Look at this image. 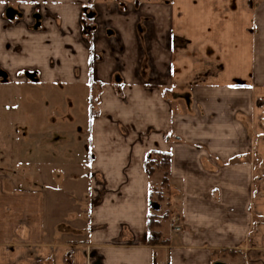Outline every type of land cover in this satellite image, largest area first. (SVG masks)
Returning <instances> with one entry per match:
<instances>
[{
    "label": "crops",
    "instance_id": "0c3cea01",
    "mask_svg": "<svg viewBox=\"0 0 264 264\" xmlns=\"http://www.w3.org/2000/svg\"><path fill=\"white\" fill-rule=\"evenodd\" d=\"M55 84L92 94L88 171L65 193L0 100V264H264V0H0V89Z\"/></svg>",
    "mask_w": 264,
    "mask_h": 264
},
{
    "label": "rangeland",
    "instance_id": "374dc122",
    "mask_svg": "<svg viewBox=\"0 0 264 264\" xmlns=\"http://www.w3.org/2000/svg\"><path fill=\"white\" fill-rule=\"evenodd\" d=\"M92 94L88 88L72 87V86H62L60 84L55 85H45L40 89L27 88L25 90H18V88H8L0 89V100L6 104V108L12 109L13 117L17 118L18 122L21 120L25 122L24 119L30 118L27 122L33 127L39 125L38 130L42 132H47L46 142L49 150V161L51 163L55 162L54 157H60L61 155H53L56 150L62 151V163L64 162V181L61 184V188L65 190V193L71 191L73 185L70 181L73 178L70 174L75 173L79 176L76 180V184H82L81 177L87 174V165L83 158V150H85V137L78 133L79 129L81 131L85 130L88 123L89 115V98ZM16 110V111H15ZM15 114V115H14ZM38 119V120H37ZM23 125V124H21ZM53 132V133H51ZM57 132V133H56ZM60 133L58 136H56ZM31 135H29L30 137ZM80 136V137H79ZM23 139V138H20ZM43 139V138H42ZM39 136L36 138L31 136L23 141H18L15 145H30L32 142V147L36 144L38 145ZM58 151V152H59ZM66 153H69V155ZM73 153V154H72ZM80 157L79 164H75V158ZM87 156V154L85 153ZM74 158V159H73ZM151 159L152 156H151ZM160 158L155 156L154 162L159 163ZM57 162V161H56ZM61 162V161H59ZM74 163L75 169L68 170L67 165ZM49 170H47L48 172ZM259 173V172H258ZM39 175V170L28 169L26 171L27 179L28 177H37ZM163 176V174H161ZM34 178V177H33ZM156 183V182H155ZM78 188L79 186L76 185ZM261 187L257 184L256 190ZM68 190V191H67ZM80 192L82 188L80 187ZM152 200L156 207H159V212L162 214L166 211V192L160 184H155L152 188ZM163 196V197H161ZM158 197L161 198L158 201ZM155 208V207H154ZM154 213V212H153ZM259 222V219L255 218V226ZM254 226V227H255ZM254 234V229L251 230L249 238ZM251 246V245H250ZM233 250H224V257L230 259L234 254ZM240 253H242L240 251ZM257 258H260L259 255ZM260 260V259H259Z\"/></svg>",
    "mask_w": 264,
    "mask_h": 264
},
{
    "label": "trees",
    "instance_id": "16d2710c",
    "mask_svg": "<svg viewBox=\"0 0 264 264\" xmlns=\"http://www.w3.org/2000/svg\"><path fill=\"white\" fill-rule=\"evenodd\" d=\"M155 156L159 157L161 160L159 163H155L153 159H147L145 162V170L148 175H152L157 169H162L164 172V182L166 181V177L168 175V168L170 164L169 155L167 154H155ZM160 220L156 215H149L148 222V239L150 242H158L159 233L156 231L160 226Z\"/></svg>",
    "mask_w": 264,
    "mask_h": 264
}]
</instances>
